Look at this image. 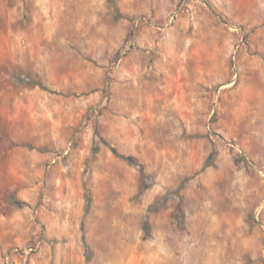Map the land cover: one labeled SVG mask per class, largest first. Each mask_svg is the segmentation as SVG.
<instances>
[{"label":"rangeland","instance_id":"rangeland-1","mask_svg":"<svg viewBox=\"0 0 264 264\" xmlns=\"http://www.w3.org/2000/svg\"><path fill=\"white\" fill-rule=\"evenodd\" d=\"M0 264H264V0H0Z\"/></svg>","mask_w":264,"mask_h":264},{"label":"trees","instance_id":"trees-1","mask_svg":"<svg viewBox=\"0 0 264 264\" xmlns=\"http://www.w3.org/2000/svg\"><path fill=\"white\" fill-rule=\"evenodd\" d=\"M14 76H15L17 79H19L21 82H25V83H27L28 85H31V86H36V85H38V86H40L41 88L47 89V87H46L45 85H43L42 82L36 80L35 78H33V77H31V76L24 75V74L21 75V76H19V75H17V73H14ZM97 134H98V133H97ZM99 150H100L99 145L95 144V145L93 146V154H94L93 156H95V154H96ZM113 150L115 151V149H113ZM115 152H116V151H115ZM123 158L126 159V160H128L129 162L135 163V160L132 159L131 157H123ZM209 165H210V163H209V162H206L205 165H204V167H207V166H209Z\"/></svg>","mask_w":264,"mask_h":264}]
</instances>
